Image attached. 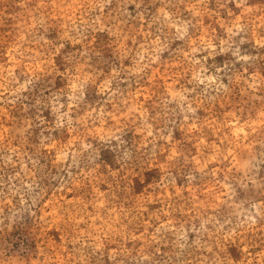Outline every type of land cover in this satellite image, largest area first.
<instances>
[{"label":"rangeland","instance_id":"374dc122","mask_svg":"<svg viewBox=\"0 0 264 264\" xmlns=\"http://www.w3.org/2000/svg\"><path fill=\"white\" fill-rule=\"evenodd\" d=\"M0 264H264V0H0Z\"/></svg>","mask_w":264,"mask_h":264}]
</instances>
